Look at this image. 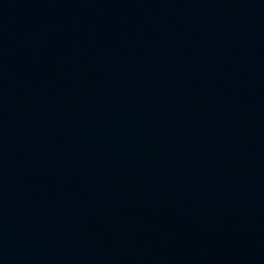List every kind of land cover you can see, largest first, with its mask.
Masks as SVG:
<instances>
[{"label":"water","instance_id":"95a60500","mask_svg":"<svg viewBox=\"0 0 264 264\" xmlns=\"http://www.w3.org/2000/svg\"><path fill=\"white\" fill-rule=\"evenodd\" d=\"M0 264H264V0H0Z\"/></svg>","mask_w":264,"mask_h":264}]
</instances>
